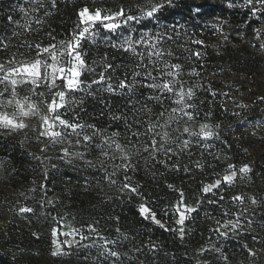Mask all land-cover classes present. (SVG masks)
I'll return each mask as SVG.
<instances>
[{
	"label": "rangeland",
	"instance_id": "obj_1",
	"mask_svg": "<svg viewBox=\"0 0 264 264\" xmlns=\"http://www.w3.org/2000/svg\"><path fill=\"white\" fill-rule=\"evenodd\" d=\"M245 2L250 8L247 22L252 20L253 24L247 32L251 38H240L248 45L243 63L232 64V61H228L221 54L223 47L229 45L227 37L233 32V26L226 21L216 20L208 21V24L218 33L215 37L209 36V57L214 58L217 67L210 77L219 82L222 89L228 91L233 99L234 103L229 105V111L239 114L240 117L237 120L238 125L231 131L237 142L244 144L246 165L250 170L241 173L239 169L244 165L238 167L228 161H222L221 166H215L212 158L205 156L203 149L209 151L211 148L205 146L199 127L187 124V119L182 116L162 126L161 134L155 141L156 149H160L162 145L163 150H156L151 144L149 146L151 153L162 154V159L167 157L169 160L172 156L183 158L187 163V173L190 174L191 165L199 168L209 164L205 167V175L198 178L208 180L204 183L203 193L211 196L206 199L202 217L194 222L196 231H206L208 236L203 237L201 244L196 247H193L195 240L190 242L192 249H189L199 264H264V3L261 0ZM27 3L23 0L18 5L21 7ZM221 3L230 7V3L220 1ZM36 5L28 7V11L23 9L21 18L17 15V20L11 22L13 40L0 47V80L10 70L33 64L37 60L42 62L41 78L35 84L30 82V78H27L29 82H23L25 78L16 74L0 83V92L4 93L0 96V114L14 117L17 122L25 125L19 129L0 126V134L12 137L23 148L36 155L25 169L20 166L17 168L0 153V255H5L18 264H142L136 256L140 246L149 243V229L140 231L133 228L128 213L135 196L131 190V171L134 163L140 159H137L136 142L126 141L124 148L117 152L114 148L102 146L105 138L101 139V144H86L85 135L82 143L78 142L79 133L72 139L61 136L59 140L58 137L47 134L48 131L64 133L67 129L54 118L56 114L60 117L61 108L56 113H50L48 105L54 100L64 106L71 105L73 99L67 96L74 90L66 88L65 81L61 79L53 81L51 69H46L44 65L54 63L50 56L52 52L57 54V66L70 67L72 63H76L73 57L79 53L78 47L69 55L67 45L75 42L77 34L86 25L81 23L79 16V32L71 40L59 42L54 48L50 47L53 44L44 45L46 41L41 39L38 31L33 33L27 30L28 22L34 19L28 13L32 11L35 15L44 8V5H40L35 9ZM95 11L89 10V13L94 14ZM20 19L24 20L21 22ZM37 23L34 21L35 25ZM97 25L103 24L97 22L89 26V34L85 38L95 36ZM235 35L239 37L242 34ZM202 47L203 50L196 48L195 51L204 60L209 51ZM44 48H49V52H44ZM244 61L247 62L246 65ZM83 68L84 65L79 69L80 75ZM45 72L49 74L46 79ZM11 79L22 82L13 86ZM13 90L15 97L12 95ZM61 91L65 94L64 101L59 100L58 93ZM8 100H12V103L9 104ZM16 101L23 103L25 110L29 103L35 104L38 111L36 114L22 116ZM43 117H47L54 124L52 129H48V125L43 123ZM79 128L75 131L80 132ZM185 128L188 132L184 131ZM81 130L83 134H91L90 129ZM164 133L168 134L166 139H162ZM198 136L201 139H196L191 144L189 138ZM184 141L189 144L185 145ZM66 150L70 151L66 155L72 161L71 169H77L76 174L69 184L66 174H58L47 194L63 195L65 190L73 189L77 198L74 201L65 197H51L48 200L49 205H55L60 210L61 217L56 220L41 208L43 191L39 183L42 177V161H56V154ZM230 165L233 167L230 168ZM87 166L89 167L86 168ZM233 171L236 176L225 181L224 177L231 175ZM252 172H255L253 179ZM84 173L94 175L95 186L83 181ZM205 188L209 190L206 192ZM259 193L262 195L259 198L260 203L257 199ZM235 197L242 199L237 200ZM78 205L81 207L79 211L76 210ZM138 206L139 210L142 206L148 209L143 204ZM67 207L75 208L70 210ZM21 208L31 211L21 212ZM195 208L196 205H188L181 198L175 204L167 224L157 222L149 211L141 215L148 221L163 225L175 233L179 240H183L187 219ZM181 215L184 216L182 224L179 223ZM36 229L43 234L47 233L48 238L39 237ZM64 244L70 248L69 254L66 253ZM53 252H57V255H52ZM111 252H116L117 256H112Z\"/></svg>",
	"mask_w": 264,
	"mask_h": 264
},
{
	"label": "trees",
	"instance_id": "obj_2",
	"mask_svg": "<svg viewBox=\"0 0 264 264\" xmlns=\"http://www.w3.org/2000/svg\"><path fill=\"white\" fill-rule=\"evenodd\" d=\"M24 1L28 3L19 7L18 4L23 0H0V47L14 38L11 22L17 20V15L21 18L23 9L27 10L28 7H33V4H37L35 9L40 5H44V8L35 15L32 11L28 13L34 16V19L28 22L27 30L33 33L38 31L41 39L46 41L44 45L71 40L79 32V12L84 8L91 11L100 10L102 14H115L121 10L124 12V16L118 20L121 23L119 29L110 31L103 25H97V29L94 27L95 36L84 38L79 43L77 51L84 61L80 85L68 93L67 97L73 99L72 103L63 106L59 113L68 123L82 127L79 128L80 132L67 128L61 136L64 139H72L79 133L78 142L82 143V137L85 135L88 137L86 144H101V139L105 138L102 146L114 148L117 152L124 148L126 141L136 142L137 159H140L133 165V178L129 169L127 170L135 189V196L128 210L131 220L128 221L133 222L132 227L140 231L148 228L150 236L149 243L140 246L136 257L142 264H199L189 249H192L190 242L195 240L193 247H196L201 244L203 237L208 236L206 231H196L194 222L202 217L206 199L211 196L203 193L204 183L208 180L198 178L205 175V167L209 164L199 168L191 165L190 174L187 173V163L183 158L172 156L169 160L167 157L162 159V154L151 153L149 146L153 140L159 138L162 125L165 126L167 122H173L182 116L187 119V124L199 129L202 125H207L206 131H211L212 135L203 140L205 146L211 149L203 151L206 157L212 158L215 166L220 165L222 161H228L238 167L247 164L244 144L238 143L231 131L238 125L237 120L240 117L239 114L229 111V105L234 103L233 99L228 91L222 89L219 82L210 77L217 67L214 58L209 57V36L215 37L218 33L215 28L209 26L208 21H226L233 26V32L227 37L229 45L223 47L221 54L228 61H232V64L243 63L248 45L240 38H251L247 32L253 24L252 20L247 22L249 5L245 0H171L170 4L168 0ZM220 1L230 3V7L220 4ZM161 3L164 6L153 17L143 16L153 4ZM126 16L139 19L124 23ZM20 20L22 22L24 19ZM34 21L38 23L35 25ZM235 34L242 35L237 37ZM126 40L132 42L131 51L124 50L129 47L125 43ZM202 46L209 51L204 60L195 51L196 48L203 50ZM173 65L179 67L173 68ZM121 81H125L128 87L120 88ZM164 82H171L172 92L149 87L153 83L162 85ZM181 89L185 94L183 101L176 103L179 99L176 93ZM189 90L192 93L190 99L187 96ZM173 109H176L175 113ZM161 113L164 115L161 116ZM152 125H155V128L149 132L148 129ZM83 128L90 129L91 134H83ZM196 139L201 138H189V141L192 144ZM117 144L120 149L116 148ZM145 148L148 150L145 151ZM133 151L135 152V149ZM69 152L66 150L57 153L56 161H42V177L39 183L43 191L41 208L56 220L61 217L60 210L55 205H49L48 200L51 197H65L73 201L77 198L73 189L65 190L63 195L47 194L58 174H66L69 177L68 184L72 182L77 169H71L72 161L66 155ZM0 153L17 168L20 166L25 169L32 162L33 156H36L12 137L1 134ZM153 155L156 157H152ZM88 174H83V181L95 186L94 175ZM253 178L255 172L251 174V179ZM181 198L188 205H196L187 219L183 240H179L175 233L163 225L146 220L138 206L146 205L157 222L167 224L175 204ZM259 198H262L261 193L257 196L260 203ZM80 208V205L76 206V210L79 211ZM117 215L119 216V213ZM35 232L39 237H47V233L43 234L38 229ZM64 249L69 254L70 248L65 244ZM0 264L18 263L0 255Z\"/></svg>",
	"mask_w": 264,
	"mask_h": 264
},
{
	"label": "snow or ice",
	"instance_id": "obj_3",
	"mask_svg": "<svg viewBox=\"0 0 264 264\" xmlns=\"http://www.w3.org/2000/svg\"><path fill=\"white\" fill-rule=\"evenodd\" d=\"M168 3H171V0H168ZM261 3H264V0H261ZM164 5L161 4H153L151 6V9L147 12L143 13V16L145 17H153L154 14L160 9L162 8ZM79 16L81 17V23L85 24L86 27L83 28V30H81L76 37V40L74 43H69L67 45L68 49H69V55L72 54V52L75 50V48L79 47V42L80 40L84 39L86 34H89V26H92L94 24H96L97 22H100L103 24V27L106 30H110V31H115L117 29H119L121 27V23L118 22L119 18L124 16V12L121 10L120 12H117L113 15H102L100 10H96L94 14L89 13V10L87 8L83 9L82 11L79 12ZM133 19H139L137 17H133V16H126L124 23H126L127 21H131ZM126 44L129 45V47L124 48L125 51H131V41L130 40H126L125 41ZM52 48H54L55 46H50ZM44 52H49V48H44L43 49ZM60 55H63V53H60ZM149 55H152V53H149ZM156 55H159V53H156ZM51 59L54 61L53 64H45L44 67L46 69L50 68L51 69V76L53 77V81L55 79H61L63 81H65V87L68 88L69 90H75L78 85H79V80L78 77L80 75L79 69L83 67L84 65V61L80 58L79 53H77L73 59L76 61V63H72L70 67H64V66H57V64L55 63V61L57 60V54L55 52L50 53ZM41 65L42 62L40 60L35 61L33 64L30 65H23L19 68L10 70L4 77L3 80H0V83H2L3 81H7L9 80V77L13 74L16 75H20L22 77H24L25 79L23 80V82H29L30 78V82L35 84L37 82V80H39L41 78ZM173 68H178L179 65H173ZM48 73L45 72L44 73V78L46 79L48 77ZM150 75V74H149ZM167 75H172V73H167ZM174 79V77H173ZM22 82L21 80H17V79H11L10 83L15 86L16 84ZM119 87L120 88H126L128 87V85L125 83V81H121L119 83ZM149 87L152 88H160L161 90H166L168 92H172L173 91V86L171 84V82H164L162 85L161 84H156L153 83L151 85H149ZM7 90V89H6ZM109 90L111 91V88H109ZM4 93L0 92V96H3ZM13 97H15L16 93L13 90L12 93ZM176 95L179 97V99L176 101V103H181L183 101L184 98V92L183 89H181L179 92L176 93ZM191 90L188 91L187 96L190 99L191 98ZM59 96V100L60 101H64L65 99V94L63 91H61L60 93H58ZM9 104L12 103V100H8L7 101ZM17 103V107L20 110V114L22 116H29L30 114H36V112L38 111L37 106L35 104L29 103L27 106V110H25L24 104L21 103L20 101H16ZM64 105L62 103H57L55 100L48 105V111L50 113H56V110L58 108H62ZM174 113L176 112V109L172 110ZM164 114L161 113V116H163ZM55 120L59 121V124L64 126L65 128H71L73 131H75L77 129V127H82L80 125L77 124H70L67 121L61 119L59 117L58 114L55 115ZM118 117H114V119H117ZM43 123L45 125H48V129H52L54 127V124L52 122L49 121V119L47 117H43ZM0 126L5 127V128H11V129H19V128H23L25 127V125L22 122H17L16 119L14 117H9L7 114H0ZM163 126V125H162ZM155 128V125H152L149 127L148 131L152 132ZM207 129V125H202L200 128V135L202 139H207L208 137H210L212 135L211 131H206ZM185 132H188V129L185 128L184 129ZM47 134L51 137H60L61 133L60 132H56V131H48ZM167 133H164V137H162V139H166L167 138ZM88 137L85 136V140H87ZM156 144L157 142L155 140H153L152 142V146L154 149H156ZM184 144L187 145L188 141H184ZM117 149H120V145L117 144L116 145ZM148 149L145 148V151H147ZM156 150H163V146L161 145L160 149H156ZM230 168L233 166H229ZM250 169L248 168L247 165H244L243 167H241L239 169V171L241 173H247ZM236 176V172L233 171L231 173V175L229 176H225L224 180L225 181H230L232 180L233 177ZM125 187H128V185H125ZM132 191H135V189H131ZM206 192L209 190L208 188L204 189ZM235 199L240 200L242 199L241 197H235ZM255 202V201H253ZM21 212H28L31 211V209H27V208H21L20 209ZM148 211V209L144 208L143 206L140 209L141 214L143 215L144 213H146ZM184 221V216L181 215L180 217V221L179 223H183ZM233 227H235V225H233ZM181 233H183V230H181ZM221 235H224V233H221ZM112 256H117L116 252H111L110 253ZM52 255H57V252H53Z\"/></svg>",
	"mask_w": 264,
	"mask_h": 264
}]
</instances>
